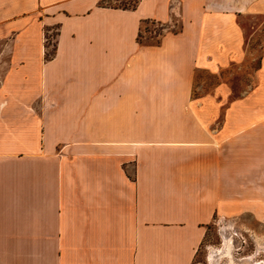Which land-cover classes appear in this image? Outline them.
<instances>
[{"label": "crops", "instance_id": "0c3cea01", "mask_svg": "<svg viewBox=\"0 0 264 264\" xmlns=\"http://www.w3.org/2000/svg\"><path fill=\"white\" fill-rule=\"evenodd\" d=\"M100 1L0 0V264H192L214 219L264 223V41L222 76L264 0Z\"/></svg>", "mask_w": 264, "mask_h": 264}, {"label": "rangeland", "instance_id": "374dc122", "mask_svg": "<svg viewBox=\"0 0 264 264\" xmlns=\"http://www.w3.org/2000/svg\"><path fill=\"white\" fill-rule=\"evenodd\" d=\"M133 4V0H103V6H119L121 4ZM242 27L248 35L251 28L256 29L253 36H248L245 46V61L239 66H231L222 74L223 79L229 82L232 88L233 96H239L245 89L243 83H249L252 80V73L258 64L260 56V46L264 41V18L263 16H256L254 21L246 17L243 19ZM256 25V26H255ZM175 30H178L176 27ZM160 25L155 22H148L142 24L140 28V41L143 44H155L159 41ZM56 34L55 27L51 30H45L43 34V50L44 58L49 57L55 52L56 48ZM35 42L26 43L28 49H38ZM48 59V58H47ZM49 61V60H46ZM205 83V90H210L212 86L219 81L215 77L206 74L198 73L196 77V86ZM231 222V229L234 234L230 237L231 246L233 247L232 257L235 259H243L251 257L253 264H264V223L260 220L244 217V218H225ZM220 219H214V222L209 225L207 235L202 242L200 250L192 264H211L209 255L210 248H219L223 244L222 236L220 234ZM215 264H228L229 257L217 256L214 260ZM213 263V264H214Z\"/></svg>", "mask_w": 264, "mask_h": 264}, {"label": "bare ground", "instance_id": "6f19581e", "mask_svg": "<svg viewBox=\"0 0 264 264\" xmlns=\"http://www.w3.org/2000/svg\"><path fill=\"white\" fill-rule=\"evenodd\" d=\"M220 234L222 236L223 244L219 248H210V255L209 259L211 260L210 263L213 264L214 260L217 256H227L229 257V263L228 264H253L251 261V257L247 258H241V259H235L232 257V252H233V247L231 246V239L230 237L234 234L231 229V222L227 220H221L220 222ZM215 264V263H214ZM256 264H262L261 263H256Z\"/></svg>", "mask_w": 264, "mask_h": 264}, {"label": "trees", "instance_id": "16d2710c", "mask_svg": "<svg viewBox=\"0 0 264 264\" xmlns=\"http://www.w3.org/2000/svg\"><path fill=\"white\" fill-rule=\"evenodd\" d=\"M102 1H103V0H101L100 3H99L100 6H103V5H102ZM139 1H140V0H133V2H134L133 4H131V2H129V4H121V5H119V6H103V7H110V8L123 9V10H134V9L137 7ZM144 23H148V21H145ZM144 23H143V24H144ZM138 42H139L140 44H143V43H141V41H140V33H139V35H138ZM54 53H55V52H53L52 55L49 56V57L46 56V60H51L52 57L54 56ZM47 58H48V59H47Z\"/></svg>", "mask_w": 264, "mask_h": 264}, {"label": "built area", "instance_id": "2783aa9c", "mask_svg": "<svg viewBox=\"0 0 264 264\" xmlns=\"http://www.w3.org/2000/svg\"><path fill=\"white\" fill-rule=\"evenodd\" d=\"M158 25H160V24H158ZM170 29L175 30V29H176L175 25H172V26L170 27ZM164 30H165V27H164L163 25H160V31L163 33ZM161 35H162V34L159 33V37H160Z\"/></svg>", "mask_w": 264, "mask_h": 264}]
</instances>
